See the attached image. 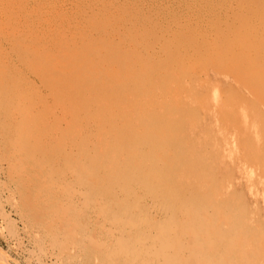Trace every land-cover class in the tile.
<instances>
[{
    "label": "bare ground",
    "instance_id": "1",
    "mask_svg": "<svg viewBox=\"0 0 264 264\" xmlns=\"http://www.w3.org/2000/svg\"><path fill=\"white\" fill-rule=\"evenodd\" d=\"M226 1L208 13L219 22L209 27L198 0H0V225L28 263L117 264L125 241L151 246L152 223L165 214L155 195L167 172L159 162L171 157L159 142L177 143L154 124L174 115L158 76L174 77L173 59L187 64L200 54L236 69L264 67L260 4ZM178 5L188 12L179 8L180 19L149 41L144 30L163 22L160 9ZM246 15L249 24L235 23ZM179 32L198 47L177 39L185 48L173 52Z\"/></svg>",
    "mask_w": 264,
    "mask_h": 264
},
{
    "label": "rangeland",
    "instance_id": "2",
    "mask_svg": "<svg viewBox=\"0 0 264 264\" xmlns=\"http://www.w3.org/2000/svg\"><path fill=\"white\" fill-rule=\"evenodd\" d=\"M198 1L200 5L197 7L198 9L194 8V10L196 9V13L199 12L205 15L204 17L206 15L210 17L205 18L206 20H212H209V25L205 22L209 27H213L215 23L219 22L217 19L214 21V17L212 18L208 13H211L212 10H216L212 13L218 12L229 2L226 0H218L219 2L208 0L210 4L207 3V8L205 3L207 0ZM258 1L252 0L253 3L250 4L253 8L255 6L257 8V5L260 4L257 9H262L264 12V6H262L264 1H262V4L261 1L257 3ZM188 2H184L187 8L180 7L184 4L174 8L170 7L172 12L169 11L168 13L172 14L168 15L174 16V18L171 17L172 19L165 14L170 9H166V7L163 8L164 10L160 9L163 12L167 10L162 14L165 15L166 19L163 18L169 21L165 23L162 18L163 22L161 19L155 21L158 27L154 22L156 27L146 28L144 30L145 36L152 37V39L149 38L151 39L149 41L159 40L163 36L167 24L173 22L174 19H176L175 22L178 21L181 11L182 13L188 12L190 9L187 6L190 4ZM201 5L205 6L207 13L204 12L205 8ZM220 6L221 8H219ZM179 8L181 11H179ZM231 9L237 10L238 7L232 6ZM209 10L210 12H208ZM228 16H231V13ZM228 16L222 19L230 25L234 21L232 16L230 18ZM247 16H245L246 18L243 16L244 19L240 18V23L238 20L235 23L239 25L249 24L252 18ZM161 29L163 31H160V33L162 32L160 34L158 31ZM179 33L176 34L177 38H174L173 52L177 49L179 52L180 49L185 48L183 45H178L181 47L180 49L176 46L180 44L178 43L179 40L185 41L181 44H185L186 47L192 43L195 47H198L194 36L182 32V35L181 33L179 35ZM177 39H179L178 42H176ZM174 60L173 62L177 65L175 76L168 79L158 76V88L168 91L169 96L173 99L174 115L167 120H154L155 126H162L171 135V138L177 140V143L164 139H160L162 143L159 142L165 148L171 146L168 154L171 157L168 156L169 159L164 157L167 160L163 158L159 162L164 161L162 165L159 164V167L161 165L160 169H166L164 170L167 171L165 177L163 174L160 183L155 185L157 204L165 212L163 214L165 217L162 216V218L156 220V223H152L153 231L158 235L153 241L156 244L155 246L152 242L149 243L151 246L146 243L132 248L130 246L131 241H125V256L122 258L115 257L116 263L264 264V67L261 68L251 64L250 67L242 66L236 69L228 62L226 64V61H221L219 56L210 58L203 54H200L198 59L197 57L192 59L191 63L187 62V64L186 61L175 60L176 63ZM166 81L169 82V85L165 83ZM242 116L246 117L242 118ZM240 164L242 166H239ZM166 173L169 174L166 175ZM166 183H169V185ZM166 185L169 187L173 185L174 187L169 189ZM189 226L190 229L193 227L194 230L191 229L193 231H190ZM181 227H183V231ZM155 228H158V232ZM245 242L246 244H244ZM208 244L209 246H207ZM236 246L239 248H236ZM131 253L133 254L131 255ZM145 253L150 255L148 258H153L150 260L154 263H150ZM126 259L127 262H125ZM28 262L24 253L9 243L7 229L0 225V264H30Z\"/></svg>",
    "mask_w": 264,
    "mask_h": 264
}]
</instances>
